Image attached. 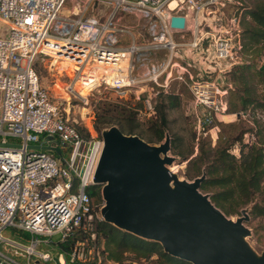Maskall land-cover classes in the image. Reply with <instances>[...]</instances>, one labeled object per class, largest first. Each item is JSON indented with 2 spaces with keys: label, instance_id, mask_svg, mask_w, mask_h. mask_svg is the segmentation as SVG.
<instances>
[{
  "label": "built area",
  "instance_id": "2783aa9c",
  "mask_svg": "<svg viewBox=\"0 0 264 264\" xmlns=\"http://www.w3.org/2000/svg\"><path fill=\"white\" fill-rule=\"evenodd\" d=\"M66 1L0 0V264H54L61 254L68 264L86 262L95 248L85 249L87 240L95 241L102 220V204L93 206L86 191V170L81 175L76 166L82 134L41 85L39 57L72 63L70 85H104L138 99L147 92L149 116L157 87L168 90L177 80L190 87L199 122L209 123L230 109L219 76L244 62L246 0H71L65 13ZM125 16L145 22L143 32L119 22ZM173 16L185 17L183 29L171 25ZM44 136L59 140L60 156L37 147ZM74 177L79 184L71 192ZM8 227L12 237L4 235ZM76 231L88 238L68 254L40 248L50 243L40 236L63 241Z\"/></svg>",
  "mask_w": 264,
  "mask_h": 264
},
{
  "label": "water",
  "instance_id": "95a60500",
  "mask_svg": "<svg viewBox=\"0 0 264 264\" xmlns=\"http://www.w3.org/2000/svg\"><path fill=\"white\" fill-rule=\"evenodd\" d=\"M185 21L173 16L171 25L183 29ZM223 82L220 76L219 85ZM100 134L102 147L88 186L100 187L104 222L158 243L163 252L190 264H264V252L249 241V209L232 219L202 191L205 171L189 181L171 170L176 158L170 155L169 134L159 144L124 134L116 125ZM37 147L61 155L53 136H44ZM53 261L68 264L62 254Z\"/></svg>",
  "mask_w": 264,
  "mask_h": 264
},
{
  "label": "rangeland",
  "instance_id": "374dc122",
  "mask_svg": "<svg viewBox=\"0 0 264 264\" xmlns=\"http://www.w3.org/2000/svg\"><path fill=\"white\" fill-rule=\"evenodd\" d=\"M71 4V0H67L64 3L62 12L66 13L70 10ZM246 4L255 10H264V0H246ZM119 22L135 26L134 31H136V33L139 31L143 32V30L138 29L145 28V22L140 21L139 23L135 17L131 16H125ZM138 23L140 25L136 27ZM243 27L244 30L256 29L254 22L250 20H246ZM246 43L244 62L241 65L251 64L253 67L243 71L244 68H236L237 66H235L223 76V85L228 88L229 92L230 109L229 112L219 117L221 121L216 120L213 123H209L205 120L207 117H204L201 122H199L194 111V97L188 85L174 80L167 90L169 92L180 93L182 99V102L172 106L169 112L173 121V131L183 138L186 137V140L182 143L181 150L189 155L187 160L182 161L181 157L175 155L172 149L170 152V155L176 158L175 163L172 165V169L181 179L193 181L196 177L202 175L204 171L206 172V166L203 164V157L205 160H212L217 151L224 146L233 145V153L237 155L240 154V142H234V139H238L240 136H244L247 143L264 148V109L257 105L246 108L242 103V97L246 93L245 88L248 87L251 88L253 97L259 100L264 99V81H262L261 76L259 77L254 71L256 67H262L264 65V48L252 51L254 48L253 41L249 40ZM163 55H165V53L153 54L154 58L159 59L165 58ZM144 67L145 66L142 65L139 68L143 70ZM35 68L39 75L41 85L60 106L62 112L66 115V119L74 123L82 133L83 143L76 160V166L81 175L85 170L86 172L88 170L95 145L100 142L102 147L101 131L98 133L95 128L97 116L105 115L107 110L110 111V109L114 108V105H119L117 107L118 109L121 107L129 108L131 112L137 113L143 119H148L150 117L145 112L142 100V93L147 94V92L138 93V99L136 98L137 93L135 94L133 91L124 95L104 85L97 86L92 90L82 88L80 82L76 85H70L72 77L66 74V69L62 71L63 68L60 67L59 62L52 64L50 57H39L35 62ZM69 73L71 72L69 71ZM179 73L180 71L178 69L174 71V75ZM215 74L216 72H213L211 76ZM220 76L222 77V75ZM71 87L74 88L75 92H70ZM143 89H147V87ZM159 89L163 88L157 87L158 91ZM138 90L141 91L140 89ZM163 91L166 90L163 89ZM81 95L83 97H81ZM200 109L201 108H199V110ZM107 127L109 126L103 127L102 129ZM193 131L197 133L196 139L193 137ZM95 190L98 191L101 199L100 187L98 185L95 186ZM204 193L211 195L209 192ZM261 201H264V191L257 195L253 203L247 204L242 208L249 209L250 219L246 222V225L252 230V236L249 238V241L260 253L264 252V216L254 217L251 210L255 203ZM92 203L93 206H96L103 202H100L97 197H92ZM242 209L238 213L232 215H227L224 211L223 212L228 217L236 219L241 215ZM13 233L14 230L12 227H8L4 230V235L6 236L12 237ZM60 236V234H55L50 237L40 236V239H49L50 241L49 244L42 243L40 248H42L43 251L49 252L51 256H54L59 252L57 242ZM19 260L25 262L22 258H19ZM47 264H51V262H47ZM122 264L131 263L123 262ZM138 264L153 263L152 260H148L140 261Z\"/></svg>",
  "mask_w": 264,
  "mask_h": 264
},
{
  "label": "trees",
  "instance_id": "16d2710c",
  "mask_svg": "<svg viewBox=\"0 0 264 264\" xmlns=\"http://www.w3.org/2000/svg\"><path fill=\"white\" fill-rule=\"evenodd\" d=\"M248 14L256 29H245L246 42L253 41L252 51L262 49L264 48V10L249 8ZM252 67L251 64H243L236 68H244L243 71H246ZM260 67H256L254 71L264 81V68ZM245 91L242 97L244 107L257 105L264 109V99L253 97L250 87L245 88ZM181 100L180 93L159 89L155 98L154 114L148 119H143L129 108L118 109L119 105H114V108L107 110L105 115L97 116L95 128L99 133L103 127L115 124L124 134L137 135L150 144L161 143L169 134L172 151L185 161L189 155L181 150V146L186 137L183 138L173 131V121L169 114L172 106L179 104ZM196 134V131H193L195 139ZM234 142H240L241 145L238 155L233 153V145H229L219 149L212 160H205L203 157L207 177L202 183V190L211 193L213 202L227 215L238 213L244 206L253 203L257 195L264 191V148L247 143L244 136L234 139ZM78 184L79 178L74 177L71 192L77 191ZM86 191L91 201L92 197H97L102 202L95 186H88ZM251 213L254 217H263L264 201L255 203ZM86 238H88L86 234L77 231L68 235L63 241L57 242L59 252L68 254L75 243ZM93 245L95 248L93 253L88 255V260L74 264H122L123 262L138 264L140 261L148 260H152L153 264H190L163 252L158 243L135 237L103 220L97 222L95 241L87 240L85 249Z\"/></svg>",
  "mask_w": 264,
  "mask_h": 264
},
{
  "label": "bare ground",
  "instance_id": "6f19581e",
  "mask_svg": "<svg viewBox=\"0 0 264 264\" xmlns=\"http://www.w3.org/2000/svg\"><path fill=\"white\" fill-rule=\"evenodd\" d=\"M59 63H60V67H62L63 69H66L68 73H69V71L72 72V69L74 68L72 63H70L69 61H66V60H62ZM100 151H101V144H99V146L96 149H93L92 159L90 160V165L88 167L87 172L85 173L87 183H91L93 171H94V168L96 166V162H94V161L96 160V158L100 154ZM170 169L173 170L172 166H170Z\"/></svg>",
  "mask_w": 264,
  "mask_h": 264
}]
</instances>
